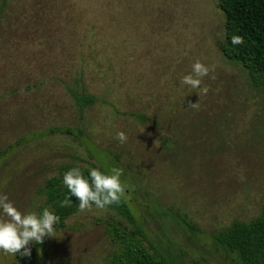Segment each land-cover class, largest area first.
<instances>
[{"label":"rangeland","instance_id":"1","mask_svg":"<svg viewBox=\"0 0 264 264\" xmlns=\"http://www.w3.org/2000/svg\"><path fill=\"white\" fill-rule=\"evenodd\" d=\"M3 1L0 194L40 213L63 168L115 167L134 218L79 210L37 264H118L132 241L171 264H240L215 239L264 209V86L220 52L219 1ZM197 61L206 94L181 84Z\"/></svg>","mask_w":264,"mask_h":264},{"label":"trees","instance_id":"2","mask_svg":"<svg viewBox=\"0 0 264 264\" xmlns=\"http://www.w3.org/2000/svg\"><path fill=\"white\" fill-rule=\"evenodd\" d=\"M219 8L225 17V41L219 45L224 58L230 62L239 63L249 74L254 87L264 86V0H218ZM3 7L7 0L3 1ZM2 7V8H3ZM243 37V44L233 46L231 36ZM81 108L95 103L94 97L81 96L77 98ZM72 168V167H71ZM63 168L60 175L46 182L41 191L46 204L60 217L56 229L65 228L68 218L78 214V201L72 197L71 207H60V202L67 195V189L62 182L63 174L71 169ZM87 175V168H80ZM103 172V171H102ZM94 207V206H93ZM117 213L121 218L134 222L133 214L124 197L118 204L105 208ZM216 242L221 247L237 255L240 264H264V209L251 222L237 221L216 236ZM42 244H32L31 256L21 257L19 264H37L38 251ZM118 264H171L163 258H158L144 247L132 241L124 254L118 259Z\"/></svg>","mask_w":264,"mask_h":264},{"label":"clouds","instance_id":"3","mask_svg":"<svg viewBox=\"0 0 264 264\" xmlns=\"http://www.w3.org/2000/svg\"><path fill=\"white\" fill-rule=\"evenodd\" d=\"M233 46L243 44L242 36H231ZM209 69L200 63L192 65L191 74L181 79V84L192 89H199L206 94L208 89L201 88L202 78L207 76ZM190 104L189 107H196ZM188 107V108H189ZM121 144L127 141L123 132H117L115 137ZM123 170L113 167L109 173L102 172L98 168H89L87 175L79 167H73L65 172L62 177L67 195L60 202V207H71V198L78 201L80 211L96 207L105 209L110 205L118 204L125 194L126 185L121 177ZM60 223V217L54 211L44 208L40 213L28 211L22 213L11 202L7 195L0 194V251L13 257L19 254L21 257H30V244H42L46 237L55 238L56 226Z\"/></svg>","mask_w":264,"mask_h":264}]
</instances>
